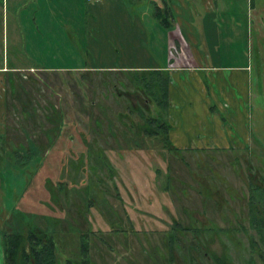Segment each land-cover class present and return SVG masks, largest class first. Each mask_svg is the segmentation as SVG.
I'll return each instance as SVG.
<instances>
[{
  "label": "rangeland",
  "instance_id": "1",
  "mask_svg": "<svg viewBox=\"0 0 264 264\" xmlns=\"http://www.w3.org/2000/svg\"><path fill=\"white\" fill-rule=\"evenodd\" d=\"M108 1L95 7L99 39L88 42L91 0H0V67L22 69L4 73L8 136L0 138V188L7 213L0 208V220L7 224L0 221V234L15 228L51 235L56 264L82 263V244L87 264H261L249 249L247 211L248 183L264 177V138L246 151L169 150L158 126L167 117L143 82L130 72L96 71L153 61L150 46L163 49L164 22L152 0L150 16L159 26H148L156 39L143 46L135 27L124 35L122 53L111 56L105 52L111 18L126 0ZM255 1L264 13V0ZM249 2L218 19L204 16L208 41L221 38L208 48L211 60L234 65L243 53L253 59L256 10ZM233 15L239 24L226 26L221 18ZM43 17L73 23L77 39L63 37L58 25L45 29ZM27 25L43 33L29 38ZM79 61L88 70L66 68ZM13 102L24 111L13 114ZM44 102L49 114H35Z\"/></svg>",
  "mask_w": 264,
  "mask_h": 264
},
{
  "label": "crops",
  "instance_id": "2",
  "mask_svg": "<svg viewBox=\"0 0 264 264\" xmlns=\"http://www.w3.org/2000/svg\"><path fill=\"white\" fill-rule=\"evenodd\" d=\"M107 0H91L87 4L91 13L85 17V30L87 41L96 42V25L101 21V17L96 14L95 7ZM119 0H109L114 4ZM239 0H153L158 11V22L162 21L165 15L163 38L165 40L163 49L154 42L150 56L153 61L144 64L143 62L133 67L132 65H120L99 67L96 71L132 70H165L169 74L167 121L169 130L167 133L169 150L177 151H199L209 152L212 150H247L255 147L264 138V13H258L255 0H249L250 9L254 11V24L256 30V43L254 46V57L248 59L243 53L242 61L234 65H225L219 61L211 60L208 48L219 44L221 38L217 35L218 44L208 41L209 30L204 26V16L218 19L223 12H229L244 6V1ZM154 6V5H153ZM130 9V14L126 8ZM121 6V14L115 12L111 18L110 42L105 46V52L112 56L121 54V48L125 45L124 35L128 30L136 31L139 34L140 42L143 46L149 41L156 39L150 33L149 24L155 23L154 10L152 12V0H126V6ZM261 9V8H260ZM115 11V9H113ZM126 11V13H125ZM157 14V13H156ZM205 14V15H204ZM21 17V16H20ZM56 18H42L44 28H53L58 25L63 37L67 38V33L73 34L77 39V30L73 23L69 21H58ZM226 26L239 24V19L235 15L221 18ZM91 22L89 27L87 23ZM214 22V20H213ZM157 23V22H156ZM118 24V25H117ZM155 25H158L155 24ZM153 25V27L155 26ZM131 28H127V27ZM159 26V25H158ZM37 32H34L30 25H27L28 37L34 39L31 32L43 33L41 27L36 25ZM52 29V30H51ZM101 29V25H100ZM83 29V31L85 32ZM208 30V31H207ZM56 31L59 29L56 27ZM67 32V33H66ZM100 33V32H99ZM94 36L92 37V35ZM237 34V33H235ZM238 35V34H237ZM131 38V37H129ZM103 39V37H102ZM228 41V38H224ZM89 46V45H87ZM135 47H131L134 49ZM140 51L145 50L140 47ZM244 49V48H243ZM146 51V50H145ZM233 51H235L233 49ZM147 53V51H146ZM74 57V53L68 54ZM148 55V53H147ZM82 62V59H80ZM71 67L75 72H85L84 64ZM137 64V63H135ZM49 72V67L29 69ZM21 67H0V138H7V92L4 82L5 71H21ZM90 70H92L90 68ZM259 74V75H258ZM260 77V78H259ZM98 103V101H97ZM46 111H41L39 106L35 114H49V102H44ZM13 114H20L24 111L16 103L12 104ZM30 113L29 110H25ZM47 141V139H46ZM12 143H15L11 140ZM17 144V143H15ZM3 179V176H1ZM3 184V182H2ZM4 187V186H3ZM0 188V208L2 214H6L5 191ZM16 205V204H15ZM3 222L4 220H0ZM1 236V234H0ZM1 241V240H0ZM0 264H4V255L0 244Z\"/></svg>",
  "mask_w": 264,
  "mask_h": 264
},
{
  "label": "trees",
  "instance_id": "3",
  "mask_svg": "<svg viewBox=\"0 0 264 264\" xmlns=\"http://www.w3.org/2000/svg\"><path fill=\"white\" fill-rule=\"evenodd\" d=\"M158 14V12H157ZM166 21L164 15L163 22ZM169 22H165L168 24ZM107 72V71H106ZM121 73L130 72L134 82L142 83L144 91L156 104L159 112L163 111L167 117L169 107L168 85L169 74L165 70H120ZM162 112V113H163ZM159 116L162 114H158ZM153 118L152 120H155ZM155 124H158L155 120ZM166 136V144L168 143L167 133L169 124L166 120L158 125ZM156 133V132H154ZM169 144V143H168ZM169 145V149H170ZM248 224L254 234H250L249 249L256 254L261 264H264V177L260 181H249L248 183ZM14 214V213H13ZM12 217V216H11ZM13 218V217H12ZM4 225L7 224L3 221ZM16 224L13 218L12 224ZM11 232L2 230L1 245L4 255V264H56L55 244L52 236L41 234L39 232H18L11 229ZM246 231V229L244 228ZM84 259L80 264H87L86 254L87 248L82 244ZM253 261L250 260V263ZM67 264H76L71 260H67ZM219 264H225V260H221Z\"/></svg>",
  "mask_w": 264,
  "mask_h": 264
},
{
  "label": "built area",
  "instance_id": "4",
  "mask_svg": "<svg viewBox=\"0 0 264 264\" xmlns=\"http://www.w3.org/2000/svg\"><path fill=\"white\" fill-rule=\"evenodd\" d=\"M99 1H102V0H99Z\"/></svg>",
  "mask_w": 264,
  "mask_h": 264
}]
</instances>
